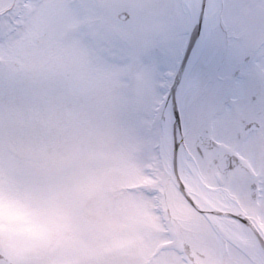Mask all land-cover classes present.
Listing matches in <instances>:
<instances>
[{
  "label": "snow or ice",
  "instance_id": "snow-or-ice-1",
  "mask_svg": "<svg viewBox=\"0 0 264 264\" xmlns=\"http://www.w3.org/2000/svg\"><path fill=\"white\" fill-rule=\"evenodd\" d=\"M0 264H264V0H0Z\"/></svg>",
  "mask_w": 264,
  "mask_h": 264
}]
</instances>
